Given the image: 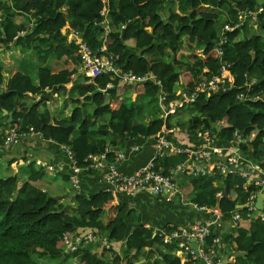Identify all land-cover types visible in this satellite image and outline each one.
<instances>
[{"label":"trees","instance_id":"obj_1","mask_svg":"<svg viewBox=\"0 0 264 264\" xmlns=\"http://www.w3.org/2000/svg\"><path fill=\"white\" fill-rule=\"evenodd\" d=\"M10 2L0 3L3 10L0 44L9 48L12 42L16 48L23 49L28 42L40 62L49 57L60 62L55 68L41 67L36 84L19 66L10 68L7 58L0 59V111L13 112L11 124L26 115L28 126L22 131L33 128L43 138L68 146L78 166L90 172L98 168H93L87 157L109 148L106 160H113V147L119 138L157 137L164 126L172 127L171 116L147 124L138 122L136 108L124 100L126 84L120 76L113 77L110 73L93 79L84 75V81L77 85V98L67 96L60 108L64 112L72 107L69 115L54 114L58 107L56 98L45 106L46 88L62 92L81 68L79 50L62 33L69 25L82 34L94 51L101 53L104 46L107 55L117 57L116 65L122 71L149 73L159 79L169 100L183 89H194L200 79L219 74L222 61L230 64L234 76L232 88L200 93L179 114L189 115V134L197 130L203 134L215 133L217 143L231 142L241 136L245 140L239 145L243 154L264 169V12L259 15L258 28L246 23L225 32L222 61L215 49L222 28L237 22L239 11L246 13L264 6V0ZM173 2L179 3L180 12L175 10ZM28 15L35 18L33 27L26 23L29 19L21 20ZM21 32L25 35L21 36ZM8 73L10 77L6 80ZM135 89L155 97L161 87L149 80L136 84ZM97 90L102 91L96 93ZM29 94L40 99L19 110L18 100L22 102ZM241 94L259 98L240 99ZM87 103L94 109L85 115L82 105ZM106 114L110 115L109 124H102L101 137L91 142L95 120ZM215 123L221 128L213 127ZM77 127L79 133L75 136ZM107 134L111 135L110 140L102 137ZM5 137L6 133L0 134V143ZM187 159L185 154L165 155L156 160V168L164 175H174L173 170ZM39 178H44V174L30 179L20 177L13 160L0 158V264H67L69 258L72 264H137L141 261L139 254L146 257L147 247L159 245L163 246L157 248L159 258L139 264H194L190 258L182 262L176 254L179 244L165 243L161 233L154 234L128 203L117 201V192L103 189L91 195L78 193L75 206L65 205L32 183ZM64 178L70 181L69 175ZM174 181L190 188L195 203L220 209L224 220L232 219L238 212L240 218L230 242L246 256L237 255L236 263L264 264V219L258 215V208L249 210L250 198L259 190L254 182L249 183L239 173L220 172L196 177L175 174ZM165 229L169 232L173 227ZM90 232L112 244L109 249L105 247V251H112L111 258L85 246V241L68 252L71 234L75 242ZM121 244V251L116 250Z\"/></svg>","mask_w":264,"mask_h":264},{"label":"crops","instance_id":"obj_2","mask_svg":"<svg viewBox=\"0 0 264 264\" xmlns=\"http://www.w3.org/2000/svg\"><path fill=\"white\" fill-rule=\"evenodd\" d=\"M10 1L11 0H0V3L5 2L7 4L11 3ZM173 6L177 12H180L179 3L173 2ZM2 13L3 10H0V22L2 19ZM243 13L244 11L238 12L237 20L241 18ZM28 19L29 22L27 21ZM21 20H23L24 22L27 21L26 23L30 24L31 21L35 20V18L34 16L31 17L30 15H28V17H23ZM246 23L254 26L255 28H258V21L255 22L252 19H246L245 24ZM223 29L224 27L222 28L221 33L223 32ZM28 31L29 29H27L25 33H27ZM70 32L71 27L69 25H66L62 29V33L64 35H67V37L69 36ZM25 33H21V36H24ZM9 45L10 49L8 47L6 48L4 44H0V59L2 60L3 58H7L9 61L8 66H11L10 68H12L14 65L19 66L22 72L30 75L33 82L36 84L39 83L38 72L41 67L48 66L50 68H55L60 63L56 58L53 57H49L45 62H40L36 52L29 46L28 42L25 44V47L23 49H21V47L16 48L15 44L12 42ZM84 75L85 74L82 68H80L78 73L73 75L69 82L65 84V91L63 90L62 92L57 93L54 88H46V101L44 105H50L52 98H56L58 101L56 106L58 107L54 111V114H56V116L69 115L72 107H69L64 112H61L60 108L64 104V100L67 96L77 98V85L78 83L80 84L84 81ZM9 77L10 73L6 75V80ZM161 89L164 90L162 87ZM172 98L173 99L169 100L168 97V101H175L177 103L179 101L180 95L177 94L175 97L172 96ZM39 99L40 96L29 94V96L24 98L22 102L20 101V99L18 100V109L20 110ZM124 100L129 105L136 108V120L138 122L147 124L155 119L166 117L168 118L169 116H171L169 122L172 127L169 128H172L173 130L172 138L175 142L193 147L202 145V131L197 130V132L189 134V124L187 123L186 126H183L181 124L183 120L182 118H189V115H180L182 113L179 114V112L181 108L187 106L188 104L184 105L181 108H177L176 112L169 115L167 114V104L162 100L160 90L157 96L150 97L143 93H138L133 84L125 85ZM45 106H43V108ZM82 108L85 115L87 113H91L94 109V107L88 103L82 105ZM9 113L10 112L7 110L0 111V134L6 133L11 124L8 120ZM109 122V114H106L95 120L94 126L92 127V133L90 134L91 142H95L99 137H101L99 133L100 126L102 124H109ZM78 133L79 128L77 127L74 135L76 136ZM213 136L216 138V140L218 139L215 136V133H213ZM102 137H106L109 140L111 139L110 134ZM117 142L118 143L113 147V149L117 152H123L126 155L125 160L120 163L119 169L127 174L134 173L140 167L146 165L156 153V137H123L119 138ZM217 144L221 146L223 150L222 154L219 155V160L228 158V156L231 154V151H234L235 148L233 142H221ZM135 145L140 146V149L134 154L132 148ZM243 156H245L243 167H245V169L250 172V176L247 178L248 182H254L264 177V169H262L261 166L250 156L245 154H243ZM1 157L7 160L11 159L14 161L15 171L20 174V177L22 176L23 178L30 179L37 174L43 173L44 178H39L37 180L33 179L32 183L40 189L48 192L51 196L57 197L59 201L65 205L75 206V196L78 193L91 195L103 189H110V185L104 177V174L106 172L105 169H93L92 172H90L84 168H79L77 171H74L72 169L71 162L66 155L65 146L56 141L47 140L38 134H31L29 136L21 138L17 143L6 144L5 141L1 142L0 158ZM49 165L53 166L52 170L49 169ZM66 175H69L70 181L64 178V176ZM74 176L79 182V187H76L73 184ZM259 187L260 188L255 193L254 197V203L259 210L258 215H260L261 212H264V184ZM190 191H188L187 195H185V193L180 190L181 194H175V197L170 201H168L164 195L154 196L147 190H137L133 194L118 192L117 201L121 200L122 202L128 203L129 208L135 212L136 217H139L140 221L146 227L152 228L154 234H156L161 233L163 230H165L163 232H166L167 229L165 228H172L173 225L190 227L193 224L204 219H215V216L212 212L206 210L202 211L197 206L192 204L195 202L191 199ZM260 205H262L263 207H260ZM235 226L236 224L232 219H222L221 222H215L212 225L213 235L221 239V244L217 245L218 255L228 263L237 262L236 256L240 255L239 251H241L234 243L230 242V237ZM104 240L105 239L103 238L101 241L85 242L84 244L85 246H89L98 254H104L105 257L111 258L112 251H105L103 242ZM121 247L122 244L119 245L116 250L121 251ZM157 248L162 249L163 246L161 247L159 245L147 247L145 250L147 258L143 256V254H139V258L141 260L139 263L159 258ZM177 251L176 254L181 258L182 262H186L189 259L186 254H178ZM243 253L244 254L241 256L245 257L246 253ZM192 261L194 262V264H203L202 260ZM66 263L70 264L68 261Z\"/></svg>","mask_w":264,"mask_h":264},{"label":"built area","instance_id":"obj_3","mask_svg":"<svg viewBox=\"0 0 264 264\" xmlns=\"http://www.w3.org/2000/svg\"><path fill=\"white\" fill-rule=\"evenodd\" d=\"M263 12L264 6H260L255 10L243 13L237 22L233 24H226L224 26L220 40L215 48L221 61L223 55L222 45L226 42L225 32L241 28L245 24L246 19H252L255 22L258 21L259 15ZM33 26L34 21H31L29 27ZM106 27L108 28V26ZM67 38L68 41L75 44L79 50L81 68L87 77L93 79L103 73H110L113 77L120 76L121 82L126 85L133 84L135 86L138 83L153 80L156 84L162 87L161 81L149 73L138 75L132 71H122L116 65L117 57L114 55H107L105 53L106 49L104 46L100 48L101 53L94 51L79 31L71 28V32ZM229 67L230 64L222 61V67L219 74L214 75L211 78L200 79L194 89L181 90L179 94L180 98L177 103L175 101H168L167 93L161 89V98L167 104V114L170 115L176 112L177 108H181L186 104L194 102L200 93L220 92L232 88L234 76ZM254 82L255 81H253V83ZM248 97L249 96L245 97L244 94L239 96L240 99ZM249 98L257 100L259 97L250 96ZM21 123L22 120L20 119L19 121L13 122L9 126L5 137L6 144L17 143L21 138L31 134H37L33 128H30L29 131H22L23 129H21ZM172 131V128L167 126L162 128L161 132H159L156 137V153L154 157L146 165L140 167L137 171L131 174L124 173L119 169L120 163L126 158V155L123 152L115 151L113 160L107 161V153L110 152V149L107 148L105 152L96 155H89L87 159H91L93 168L106 170L104 177L110 185L109 191L113 190L117 193L124 192L126 194H133L137 190H147L154 196L164 195L168 201L172 200L175 197V194L180 193L179 187L174 181L175 174H187L196 177L200 175H212L215 172H220L224 175L239 173L245 178L250 176V172L243 167L245 156H243L239 145L244 143L245 140L241 136H237L234 141H231L233 142L235 148L234 151H231L228 158L219 160V155L222 154L223 150L221 146L217 144L216 138L213 134H210V132L203 134L202 145L193 147L175 142L172 138ZM139 149L140 146L135 145L133 146L132 151L135 154ZM65 152L71 162L72 169L77 171L80 167L78 166L74 152L68 146H65ZM169 154H185L188 157L185 162L181 163L175 170H173L175 173L174 175H164L156 168V160ZM48 167L51 170L53 169V166L49 165ZM73 184L76 187L80 186L75 176L73 177ZM254 184L258 187L263 185L264 177L254 181ZM254 197L255 194L251 196L249 201V210L251 211L257 209V206L254 203ZM192 204L197 206L202 211L206 210L212 212L215 219H204L190 227L173 225V229L171 231L163 232L165 231L163 230L161 232L165 242L168 243L176 240L177 238H186L188 241L194 239L198 243V254L189 243L183 241L177 242L179 244L177 253L182 255L186 254L188 258L194 261L205 260L207 264H237L236 262H226L218 255L217 252V245L221 244V239L213 235L212 225L215 222H221L222 219L224 220L221 210L216 207H207L196 203ZM259 216L264 219V212H261ZM239 218L240 214L237 212L233 215L232 220L236 224ZM69 239L70 242L68 252L74 251L77 248V244L82 241L95 242L102 240L99 234L91 232L86 234L83 238H76L75 242H73V239L70 237ZM103 242L107 249L111 248L112 244L110 242L106 240Z\"/></svg>","mask_w":264,"mask_h":264},{"label":"water","instance_id":"obj_4","mask_svg":"<svg viewBox=\"0 0 264 264\" xmlns=\"http://www.w3.org/2000/svg\"><path fill=\"white\" fill-rule=\"evenodd\" d=\"M102 90H97L96 93L101 92ZM13 119V112L9 113V121H11ZM28 126V120H27V116L25 115L22 119V123H21V129H25ZM213 127H218L219 129L221 128L220 126H218L217 123L213 124ZM261 201V200H260ZM260 207H263L262 205H260ZM70 238L72 239V234L70 235ZM178 241H183L186 243H189L190 246L196 250V253L198 254V243L196 242V240L191 239V240H187L186 238H177L176 240L173 241V243H177ZM240 255H243L244 253L239 251ZM203 264H207V262L205 260H202Z\"/></svg>","mask_w":264,"mask_h":264},{"label":"rangeland","instance_id":"obj_5","mask_svg":"<svg viewBox=\"0 0 264 264\" xmlns=\"http://www.w3.org/2000/svg\"><path fill=\"white\" fill-rule=\"evenodd\" d=\"M166 10V9H165ZM53 58H55V57H53ZM45 67H48V66H45ZM184 79V78H183ZM253 81H255V79L253 80ZM183 120H182V122H181V124L183 125V126H186V124L187 123H189V119L190 118H186V119H184V118H182ZM179 188H180V190L183 192V193H185V195H187V192L188 191H190V189L187 187V186H179ZM70 264H72V258H70L69 259V261H68Z\"/></svg>","mask_w":264,"mask_h":264}]
</instances>
